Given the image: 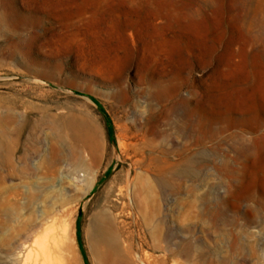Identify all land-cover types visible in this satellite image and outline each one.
<instances>
[{
	"label": "rangeland",
	"instance_id": "1",
	"mask_svg": "<svg viewBox=\"0 0 264 264\" xmlns=\"http://www.w3.org/2000/svg\"><path fill=\"white\" fill-rule=\"evenodd\" d=\"M100 214L131 264H264V0H0V264H99Z\"/></svg>",
	"mask_w": 264,
	"mask_h": 264
},
{
	"label": "bare ground",
	"instance_id": "2",
	"mask_svg": "<svg viewBox=\"0 0 264 264\" xmlns=\"http://www.w3.org/2000/svg\"><path fill=\"white\" fill-rule=\"evenodd\" d=\"M209 133L210 132L208 131L207 134L209 135ZM76 141L77 143H81V145L88 152V154L92 156L95 162H99L101 141L94 128L89 132L77 135ZM81 175L84 176L82 180L86 183L87 187H90L93 182L92 177L85 175L84 173ZM130 188L131 179L126 178L125 183L118 189L119 194L122 196L126 195L130 199ZM137 196H139V193H137ZM45 224L46 222H43L41 227H43ZM111 228V221L105 214H100L93 224V230L91 231L90 235L94 251L98 255L99 264H131L128 259H123L121 249H114L115 235L111 231ZM44 231L45 232L36 240V249L32 248L28 243L21 245V247L12 256L13 264H72V262L69 260V252L71 251L70 248L72 247H69L66 244V237L63 238V235L59 234L52 235L50 233L51 229L49 228H46ZM100 244H107L110 246V249H101L99 248Z\"/></svg>",
	"mask_w": 264,
	"mask_h": 264
}]
</instances>
